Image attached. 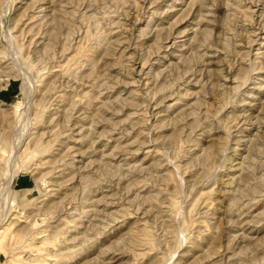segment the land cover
I'll return each mask as SVG.
<instances>
[{"label": "rangeland", "instance_id": "rangeland-1", "mask_svg": "<svg viewBox=\"0 0 264 264\" xmlns=\"http://www.w3.org/2000/svg\"><path fill=\"white\" fill-rule=\"evenodd\" d=\"M263 120L264 0H0V264H264Z\"/></svg>", "mask_w": 264, "mask_h": 264}, {"label": "bare ground", "instance_id": "bare-ground-1", "mask_svg": "<svg viewBox=\"0 0 264 264\" xmlns=\"http://www.w3.org/2000/svg\"><path fill=\"white\" fill-rule=\"evenodd\" d=\"M230 4V3H229ZM199 12V11H198ZM199 19V18H198ZM201 19V18H200ZM236 21V20H235ZM238 21V20H237ZM69 40V39H68ZM169 76V75H168ZM201 76V75H200ZM166 77V76H165ZM250 77V76H249ZM249 80V79H248ZM204 84V83H203ZM205 85V84H204ZM100 86V85H99ZM22 91H23V93L25 94L26 93V95H28L27 94V92H26V90H25V87L23 86L22 87ZM223 96V95H222ZM224 99V98H223ZM74 108V107H73ZM170 108V107H169ZM264 121V120H263ZM253 122V121H252ZM92 130V129H91ZM80 132V131H79ZM85 138V137H84ZM226 149V148H225ZM235 155V154H234ZM248 160V159H247ZM252 162V161H251ZM244 165V164H243ZM251 167V166H250ZM263 167V166H262ZM86 169V168H85ZM250 172V171H249ZM245 173V172H244ZM253 173V172H252ZM242 174V173H241ZM13 178H14V175H10L9 176V178L7 179V183H6V185H5V187H4V189H5V191L7 192V194L10 192V185H11V182H12V180H13ZM233 179V178H232ZM230 181H231V178H230ZM233 181H231L230 183H232ZM228 185V184H227ZM4 189H2V190H4ZM3 192V191H2ZM5 192V193H6ZM231 192V191H230ZM9 195H10V193H9ZM12 196V195H11ZM7 197V196H6ZM138 197V196H137ZM8 198V197H7ZM10 200H11V198H10ZM54 203V202H53ZM232 205V204H231ZM18 213V212H17ZM9 218V217H8ZM33 218V217H32ZM34 225H36V224H34ZM82 226V225H81ZM25 228V227H24ZM47 229V228H46ZM2 230V229H1ZM88 231V230H87ZM1 234V233H0ZM84 235V234H83ZM48 237V236H47ZM51 239H53L54 237H50ZM95 238V237H94ZM2 239V238H1ZM54 240V239H53ZM46 241H48V240H46ZM44 242H45V240H44ZM47 243V242H46ZM51 244V243H50ZM38 245V244H37ZM46 245V244H45ZM44 246V245H43ZM72 249V248H71ZM37 250H39L38 252H40V249H37ZM39 254V253H38ZM38 257H41V255L40 256H38ZM36 259H40V258H35V260ZM41 260H43V259H41ZM33 262H34V260H33ZM98 262V261H97ZM35 263V262H34Z\"/></svg>", "mask_w": 264, "mask_h": 264}, {"label": "crops", "instance_id": "crops-1", "mask_svg": "<svg viewBox=\"0 0 264 264\" xmlns=\"http://www.w3.org/2000/svg\"><path fill=\"white\" fill-rule=\"evenodd\" d=\"M17 185H21L20 181L17 182ZM28 184L21 185L22 188H26ZM27 191V190H26Z\"/></svg>", "mask_w": 264, "mask_h": 264}]
</instances>
